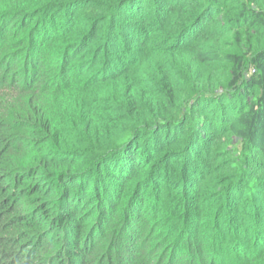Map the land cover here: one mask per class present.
<instances>
[{"label":"trees","instance_id":"trees-1","mask_svg":"<svg viewBox=\"0 0 264 264\" xmlns=\"http://www.w3.org/2000/svg\"><path fill=\"white\" fill-rule=\"evenodd\" d=\"M0 264H264V0H0Z\"/></svg>","mask_w":264,"mask_h":264}]
</instances>
